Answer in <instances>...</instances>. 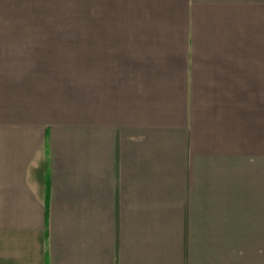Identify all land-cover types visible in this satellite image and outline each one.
<instances>
[{
	"label": "crops",
	"instance_id": "obj_1",
	"mask_svg": "<svg viewBox=\"0 0 264 264\" xmlns=\"http://www.w3.org/2000/svg\"><path fill=\"white\" fill-rule=\"evenodd\" d=\"M89 19L52 69L0 31V264H264V0Z\"/></svg>",
	"mask_w": 264,
	"mask_h": 264
},
{
	"label": "rangeland",
	"instance_id": "obj_2",
	"mask_svg": "<svg viewBox=\"0 0 264 264\" xmlns=\"http://www.w3.org/2000/svg\"><path fill=\"white\" fill-rule=\"evenodd\" d=\"M28 1L35 3L16 6L2 0L7 3L0 5V31L3 35L9 31L17 33L18 37L12 38L15 42L12 46L17 47L19 60L32 61L34 56L36 61L49 63L52 69L58 67V63H71L87 56L80 51L88 50L89 0ZM43 1L58 3L39 4ZM3 40L8 38L3 37ZM39 49L40 52L34 54L33 51Z\"/></svg>",
	"mask_w": 264,
	"mask_h": 264
}]
</instances>
